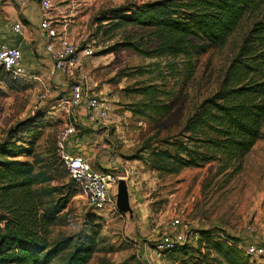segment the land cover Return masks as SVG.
<instances>
[{
	"label": "rangeland",
	"instance_id": "1",
	"mask_svg": "<svg viewBox=\"0 0 264 264\" xmlns=\"http://www.w3.org/2000/svg\"><path fill=\"white\" fill-rule=\"evenodd\" d=\"M66 1L69 0H51L55 10L62 9ZM70 1L82 16L74 18L73 25L69 21L72 18L66 17L69 13L59 14L57 20L60 24L67 23V35L70 29L73 31L71 42L80 58L74 76L88 92L112 104L111 115L127 139L124 153L128 159L139 160V178L134 176L129 181L134 224L128 225L126 216L118 211L97 214L87 201L76 195L51 226V241L93 233L97 247L88 264H182L152 252L154 242L170 233L168 222L174 217L183 220L193 231L214 232L235 242H240L249 227L254 229L253 234L263 236L264 126L262 137L237 174L233 168L224 170L219 163L183 169L178 174H158L143 163L150 150L159 147L161 140L175 135L194 108L216 91L222 72L236 53L242 31L231 35L225 45L212 47L193 58V73L189 77L182 57L173 59L150 53L157 46L154 29L134 25L114 27L110 21L100 22L102 13L108 9L135 7L156 0ZM126 44H133L137 50L122 47ZM86 46L91 48V56L80 54ZM1 89L0 146L14 144L16 140H19L16 144L23 142L25 138L20 135L10 138L11 130L17 123L41 112L49 126L33 135L35 157L18 160L33 163L35 170L51 159L55 161L56 137L67 122V112L51 107L65 94L54 97L50 91L40 102L41 88L35 86L27 85L20 92L3 86ZM157 105L168 108L165 116L152 111ZM80 135L77 127L73 137ZM59 182L53 179L40 188ZM200 244L198 240L196 246Z\"/></svg>",
	"mask_w": 264,
	"mask_h": 264
},
{
	"label": "trees",
	"instance_id": "2",
	"mask_svg": "<svg viewBox=\"0 0 264 264\" xmlns=\"http://www.w3.org/2000/svg\"><path fill=\"white\" fill-rule=\"evenodd\" d=\"M106 21L114 27L154 29L157 46L150 53L182 57L189 77L193 58L225 45L231 35L242 31L216 91L194 108L175 135L161 140L143 159L158 174H178L210 163L240 172L264 126V0H156L108 9L100 18ZM27 85L31 84L13 78L0 66V96L1 86L20 92ZM152 111L163 117L168 108L157 105ZM48 126L38 112L11 130L10 138L20 135L23 142L0 146V264H88L96 251L93 233L50 239L51 226L79 195L58 154L39 170L29 161L18 160L35 157L33 135ZM53 179L60 182L40 188ZM198 234L200 245L163 254L182 264H258L233 239H220L210 231Z\"/></svg>",
	"mask_w": 264,
	"mask_h": 264
},
{
	"label": "built area",
	"instance_id": "3",
	"mask_svg": "<svg viewBox=\"0 0 264 264\" xmlns=\"http://www.w3.org/2000/svg\"><path fill=\"white\" fill-rule=\"evenodd\" d=\"M39 3L42 12L39 29L44 37L45 52L52 61L54 68L65 74L68 83V95L60 100L55 107L62 108L63 111L67 112V122L56 139L59 160L67 170L70 179L78 186L79 196L87 201L91 210L97 214H113L112 212L117 211L112 194L117 179L123 177L130 180V173L119 176L110 172L94 170L82 157L65 151V142L76 135L77 113L84 108L89 122H107L112 112V104L108 100L88 92L81 83L76 81L74 72L79 67L80 58L77 48L66 34L67 23L60 24L59 21H55V17L51 16L52 13L56 12L51 0H40ZM13 30L16 33L21 32V24H14ZM80 54L91 56L92 50L86 46ZM21 60L22 54L19 49L7 47L4 44L0 45V66L13 78L31 84L36 77L25 69ZM49 95L50 89L48 88H42L38 91L40 102H43ZM168 226L170 233L163 235L152 245V252L155 254H163L181 246H195L197 244L198 232L193 231L180 218H172L169 220ZM247 229L248 238L243 244L238 242V247L258 264H264V244H258L252 239L254 235L252 227ZM219 238L223 239L221 235Z\"/></svg>",
	"mask_w": 264,
	"mask_h": 264
},
{
	"label": "crops",
	"instance_id": "4",
	"mask_svg": "<svg viewBox=\"0 0 264 264\" xmlns=\"http://www.w3.org/2000/svg\"><path fill=\"white\" fill-rule=\"evenodd\" d=\"M39 1L0 0V45L4 44L21 51L22 64L30 74L36 77L31 83L35 89L48 88L54 97L62 93L65 94L63 96L65 98L68 95L67 77L63 72L54 68L52 61L45 52L44 37L39 29L42 20ZM62 7V9L51 14L52 17H55V21H58L59 14L69 13L66 17L72 18L69 21L73 25L76 23L75 19L82 16V13L76 12L70 0L66 1ZM16 23H20L22 26L19 33L13 30ZM72 32L70 29L68 33L70 41L73 38ZM59 101H56L51 109L54 110ZM58 109L62 110V108H57L55 111ZM111 114L107 122H89L87 112L82 108L76 115L81 135L75 138L70 137L65 142V151L82 157L87 162L89 161L90 164L94 165V170L110 172L119 176L130 173L129 186V181H132L131 178L134 176L139 178V160L126 157L124 151L127 148V139L124 133L120 131L121 127L115 117ZM121 144H123L122 147ZM241 237L239 243L243 244L248 235L244 234ZM252 239L258 244H264V235L254 234ZM172 263L176 264L175 262Z\"/></svg>",
	"mask_w": 264,
	"mask_h": 264
},
{
	"label": "water",
	"instance_id": "5",
	"mask_svg": "<svg viewBox=\"0 0 264 264\" xmlns=\"http://www.w3.org/2000/svg\"><path fill=\"white\" fill-rule=\"evenodd\" d=\"M113 197L115 199V206L118 213L126 216L128 225L134 224L135 214L131 205L128 179L123 177L117 179Z\"/></svg>",
	"mask_w": 264,
	"mask_h": 264
}]
</instances>
